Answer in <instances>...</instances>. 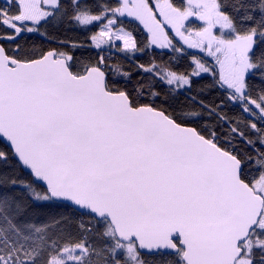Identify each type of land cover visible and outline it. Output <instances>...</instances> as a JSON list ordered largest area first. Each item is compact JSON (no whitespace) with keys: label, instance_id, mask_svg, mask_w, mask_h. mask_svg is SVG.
Here are the masks:
<instances>
[{"label":"snow or ice","instance_id":"6c2138e0","mask_svg":"<svg viewBox=\"0 0 264 264\" xmlns=\"http://www.w3.org/2000/svg\"><path fill=\"white\" fill-rule=\"evenodd\" d=\"M49 27L88 40L19 43ZM0 29V264H264V0H2ZM151 48L131 88L106 55Z\"/></svg>","mask_w":264,"mask_h":264},{"label":"trees","instance_id":"16d2710c","mask_svg":"<svg viewBox=\"0 0 264 264\" xmlns=\"http://www.w3.org/2000/svg\"><path fill=\"white\" fill-rule=\"evenodd\" d=\"M0 6H2V0H0ZM126 27L128 26L127 23L125 25ZM134 27L136 30L133 32V35L136 37L137 42L142 44L143 42H146L147 36L142 30L141 26L138 24H135ZM131 30V27L129 28ZM2 31V29H0ZM45 30L42 29V32ZM48 33V37L45 38L44 35L33 33V34H25L22 39L19 40V43L21 44L22 47H24L27 50H48L52 48H57L60 47V44L58 43L61 40H72V41H78V42H87L88 40V34L79 31L76 29L72 28H67V27H60V28H47L46 29ZM0 44H3L5 47H14V45L9 44L7 41H0ZM167 53V54H165ZM96 53L95 51L92 50H77L75 52V55L81 56V55H92L94 56ZM106 55L110 56V63H119L123 66V68L127 71H130L132 73V79L131 82H129L128 87H132L133 84H135L139 73L136 69V64L142 63V64H148L152 57H155L157 62H167L170 59V56L172 55L170 52L166 51H152L148 50L144 54H137L134 57H125L123 53H106ZM179 70H186L190 67L189 64V59L184 58L178 62L176 65ZM211 77L208 75H205L201 80H199L197 83L201 86H206L211 83ZM118 82L123 86L124 81L117 77ZM224 91L219 88H213L210 91L207 92L205 96L202 98L209 104H218L221 100L224 99ZM183 100L184 97H181ZM224 111L229 114V115H234V114H239V108L236 107L235 105L232 104H227L224 108ZM3 143H0V147H3ZM240 147L242 149L245 148V145L241 144ZM47 214H59L61 212H68L70 210L67 209H51V210H45ZM78 214V213H77ZM41 219H45V216L42 215L40 217ZM85 220L88 219V217H83Z\"/></svg>","mask_w":264,"mask_h":264},{"label":"flooded vegetation","instance_id":"af4514ba","mask_svg":"<svg viewBox=\"0 0 264 264\" xmlns=\"http://www.w3.org/2000/svg\"><path fill=\"white\" fill-rule=\"evenodd\" d=\"M138 24V23H137ZM139 26H141V25H139ZM141 28H142V30L144 31V33L146 34V36L148 37V34H147V31L145 30V29H143V27L141 26ZM178 39V38H177ZM150 50H154V51H159V50H161V49H158V48H151ZM162 51H166V52H170V50H162ZM194 51H191L190 50V53H192V54H194L193 53ZM111 53H113V54H115V53H117L115 50H112L111 51Z\"/></svg>","mask_w":264,"mask_h":264},{"label":"rangeland","instance_id":"374dc122","mask_svg":"<svg viewBox=\"0 0 264 264\" xmlns=\"http://www.w3.org/2000/svg\"><path fill=\"white\" fill-rule=\"evenodd\" d=\"M150 2H155V0H150ZM170 35H172L171 32H170ZM191 51H194L193 53L196 54V55H200L198 50H191Z\"/></svg>","mask_w":264,"mask_h":264}]
</instances>
